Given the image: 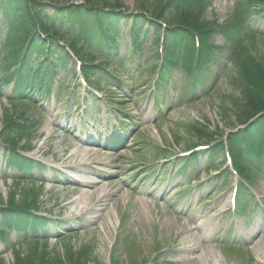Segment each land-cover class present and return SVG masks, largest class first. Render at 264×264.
I'll use <instances>...</instances> for the list:
<instances>
[{"label":"rangeland","instance_id":"rangeland-1","mask_svg":"<svg viewBox=\"0 0 264 264\" xmlns=\"http://www.w3.org/2000/svg\"><path fill=\"white\" fill-rule=\"evenodd\" d=\"M94 1L101 3L103 0ZM104 1L112 3L111 0ZM235 1L212 0L206 12L207 19L224 22L231 16ZM40 2L45 5H69L80 4L85 0H40ZM124 3H126L124 9L127 12L139 11L137 0H124ZM257 29L263 34L262 38L251 40L248 45L252 56L262 61L264 59V22L260 21ZM151 33H149L148 41L152 39ZM127 40H130L128 36L125 42ZM156 49L152 47V51L141 63L142 66L153 57ZM227 53L225 49L220 56ZM1 57L0 53V59ZM154 65L156 64H151L147 69L143 67L137 73L134 69L136 67L127 68L124 75L120 77V85L126 86V91L119 98L128 96L131 100L127 109L134 110L135 118L132 121L137 125L136 131L127 137L126 144L121 145L115 152L108 150L106 141L101 143L103 147L99 148L100 150L96 148L84 150L81 144L84 125L94 123L89 109L92 101L85 105L83 103L76 105L77 102H74V99L79 98L81 94L73 71L57 76V81H63L62 88L49 100L44 101L46 103L40 96L34 97L36 107H42L41 111L43 110L45 115L38 114L37 108L15 106L11 100L16 101V99L10 94V88L2 92L0 132L4 128L2 120L5 111L15 115L26 112L28 116L39 120L42 124L41 130L32 134L31 145H28L31 150L26 152V155L30 154L49 163V171L42 177L44 183L40 192L37 189L40 184H35L40 211L53 216L55 221L59 219L65 222L50 230L48 234L50 249L58 255H63L66 253L69 242L76 250H79L84 243H92L95 247V251H92L95 255L94 260L99 264H111L109 256L113 252L111 248L115 238L120 237L123 242L118 245L115 255L112 256L119 264H149L154 258L162 264H186L185 260L188 261L187 264H264V209L251 204L246 209L248 214L239 216L230 213L228 202L230 188H221L219 182H208V176L215 172L206 171L210 167L207 155L198 160V164L192 171L194 174L190 175L192 179L198 178L200 184L198 186H201L196 187L194 191L189 190L186 179L173 175L171 166L164 173L166 166L162 168L159 165L163 159H171L174 154H182L199 144L195 128L206 126L212 134L215 132L225 134L226 131H234L237 128L235 113H229L231 120L226 119V116L223 117V109L220 110L221 97L224 94H231V89L226 83V76L211 82V85L217 82V88L212 97L204 98L189 109L181 107L182 110L174 115L168 116L167 111L160 115V111L156 110L150 99L157 91L155 74L150 73ZM107 74H110L109 71ZM172 76L173 84L179 83L180 86L188 83L186 74L181 70L176 71ZM108 78L105 76L104 80H109ZM181 89H176L175 85L170 89L167 100L162 102L168 103L167 110L173 106H180L184 101L185 97L180 96ZM111 92H113L112 89L109 93ZM83 108H87L85 119L81 118ZM186 121H190L191 133L182 124ZM64 125L67 128L72 127L70 132L74 129L73 138L64 134L62 129ZM193 130L194 135H192ZM25 141L22 142L21 147ZM156 145L165 148L162 156L154 155ZM97 150L98 156L95 155ZM135 153L140 156H135ZM5 154V148L1 146L0 161ZM76 156L80 158L75 160ZM76 161L77 165L87 169L85 170L87 173L98 172L102 169L98 162L105 161L104 165L107 163L108 167L111 166L113 169L104 168V174L109 175L110 172L115 171L117 177L104 179L101 185L93 190L88 189L86 195L81 198L83 193L76 194L75 188L67 183L68 179L66 181L64 177L68 174L73 181L79 180L80 173L76 172L74 167ZM145 163H149V167L154 165L155 168L143 176L142 173L147 169ZM174 164L178 166L177 161ZM262 169V174L255 179L253 188V191L259 194L264 193V166ZM18 177L16 172L14 173L10 168L6 170L4 164L0 163V208L11 199L13 192H17L19 194L17 198L22 201L24 189L28 190L32 187L27 182L16 184L15 179H20ZM40 177L34 174L33 179L39 180ZM229 179L232 177L229 176ZM229 182L231 185L232 181L229 180ZM54 184L58 185L56 189H52ZM102 191H104V199L102 196L98 198ZM261 200L264 201V198ZM103 201H107L106 208ZM68 203H74L71 207L75 209L71 213H68L69 208L65 209ZM97 206L103 208V211L98 221H91L89 218L95 215ZM199 217L202 218L206 227L198 228ZM183 230L188 232L191 239L195 236L198 240L196 242L198 251L192 256L182 251L183 237L180 233ZM64 237L66 239L62 240ZM11 240L15 242L13 235ZM231 244L241 246L236 248L241 253L236 255L230 251L228 246ZM256 244L263 248L260 254L255 250ZM27 250L28 245H23L21 252L27 253ZM0 253L4 255L7 263H13L14 258L7 245L0 243Z\"/></svg>","mask_w":264,"mask_h":264},{"label":"trees","instance_id":"trees-1","mask_svg":"<svg viewBox=\"0 0 264 264\" xmlns=\"http://www.w3.org/2000/svg\"><path fill=\"white\" fill-rule=\"evenodd\" d=\"M110 1V0H106ZM112 3L105 2L97 3L94 0H86L80 6L60 5L54 6V13L47 16V6H44L39 0H0V7L3 8V17L14 19L10 21L4 49L8 52L4 59L6 62L5 72L7 73L5 82L8 83L13 78L17 80V88L15 92H24L35 87L31 82L33 69L26 67L33 59L43 60L38 65L39 76L41 73L53 74L61 67L66 68L71 62L65 49L60 47L55 38L60 35L61 27H72L78 30L83 49L87 54L93 57L91 51L93 46H100L95 36H90L91 25L104 24L113 21H120L124 15L117 14L115 7H120V0H111ZM145 0H138L140 8L147 11V7L154 8V12L159 14L154 15L155 19L169 17L172 24L181 26L183 32L189 34V30L201 31V42L203 55H212L214 42L213 36L218 33L229 35L232 42L229 43L233 47L232 62L238 71V75L234 79V89L238 92V98L230 96L229 99L224 98L223 102V117H229V113H235V121L238 125H247V129L240 131V137L231 139V145H235L237 141H247L248 136L252 131L264 129V60H256L250 56L249 47L244 45V37H248V33L242 36L241 27L245 19L253 17L252 11L255 10V15L261 19L264 18V0H241L236 6L237 16L235 21L228 26H218L215 23H207L201 20L200 8L205 5L204 0H153L149 6ZM198 12V13H197ZM101 27V28H102ZM70 29V28H69ZM105 29L109 28L105 26ZM111 32V30H108ZM41 32V35H40ZM252 35L251 32H249ZM45 36V38L42 37ZM182 42V48L190 51L192 43L190 38L185 39L182 35L167 36V55L168 65L172 63L174 56L171 52H178L172 45L177 42ZM86 47V48H85ZM76 48V47H75ZM89 48V49H87ZM48 63V64H45ZM17 66L14 72H10L8 65ZM42 88V87H41ZM50 94V88L47 90ZM22 99H27L26 96L20 95ZM26 102V101H25ZM29 105V104H28ZM28 120H24L20 124L15 120L14 116L6 114L4 120V131L0 135V140L3 145H6L13 150L17 159H12L16 167L22 173L33 172L35 166L41 170L38 165H33L25 158L19 156L16 152L19 149L18 144L22 137L27 133L29 126ZM246 138H245V137ZM203 139H213L214 136L207 134L202 136ZM25 171V172H24ZM1 214L8 219L9 223H14L16 226L27 232L29 229L35 230L37 227L43 228L47 226V221L39 217H34L28 211V207L18 206L16 201L11 200V207L8 214ZM2 234H0V237ZM85 254L74 255L68 254L67 257L61 259L50 260L46 255L39 256L27 255V257L17 256L15 264H86Z\"/></svg>","mask_w":264,"mask_h":264},{"label":"bare ground","instance_id":"bare-ground-1","mask_svg":"<svg viewBox=\"0 0 264 264\" xmlns=\"http://www.w3.org/2000/svg\"><path fill=\"white\" fill-rule=\"evenodd\" d=\"M79 158H80V156H76L74 159H79ZM103 163H105V161H103ZM105 165L109 166V165H107V163ZM87 175L94 176L98 180L102 179V177H103L99 173L91 174L90 172H88ZM88 179L86 178V179L82 180L79 184L76 185L78 190L81 191V193H83V194H81V198H83L86 195L85 191L88 190V188H96L97 186L102 184L101 180H99V181L98 180L90 181ZM71 205H73V204L69 203L67 205V207L71 206ZM98 211L99 212L102 211V208H100ZM95 218H97V217H93L91 219H95ZM200 219H201V217H199V220ZM202 225L204 226V223ZM181 236L184 237L183 252L185 254H188V253L192 254V253L196 252L197 247H196V243L195 242H197V239L195 237H194V239H189L188 235H186V233L184 231H182ZM255 250L257 251L258 254H260L263 251V248L259 244H256ZM262 259H263V257H262Z\"/></svg>","mask_w":264,"mask_h":264}]
</instances>
